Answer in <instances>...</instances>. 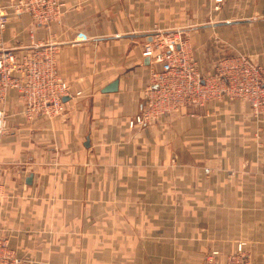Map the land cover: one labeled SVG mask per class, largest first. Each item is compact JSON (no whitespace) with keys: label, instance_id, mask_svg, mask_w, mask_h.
<instances>
[{"label":"crops","instance_id":"1","mask_svg":"<svg viewBox=\"0 0 264 264\" xmlns=\"http://www.w3.org/2000/svg\"><path fill=\"white\" fill-rule=\"evenodd\" d=\"M60 1L54 20L23 12L2 36L19 52L51 49L68 84L57 120L26 118L17 92L6 97L0 233L15 253L28 264H204L242 242L264 264V121L249 104L210 100L128 126L153 31H183L204 76L235 53L264 68V0Z\"/></svg>","mask_w":264,"mask_h":264},{"label":"built area","instance_id":"2","mask_svg":"<svg viewBox=\"0 0 264 264\" xmlns=\"http://www.w3.org/2000/svg\"><path fill=\"white\" fill-rule=\"evenodd\" d=\"M222 0H215L216 3ZM60 0H12L0 6V137L7 129L5 100L9 90H15L21 101V114L26 118L41 116L57 120L66 112L68 84L59 76L53 51L47 47H32L19 52L5 46L3 32L9 20L23 12L37 22L54 20ZM143 44L142 55L149 59V83L138 114L128 120V126H141L160 117L178 113L188 106L202 107L210 100H239L249 104L251 116L264 121V68L243 53L221 57L213 74H200L187 48L180 29L156 30ZM259 132H264L261 128ZM208 171V170H206ZM0 264H25L0 233ZM204 264H254L237 244L234 252L221 256L211 250Z\"/></svg>","mask_w":264,"mask_h":264},{"label":"rangeland","instance_id":"3","mask_svg":"<svg viewBox=\"0 0 264 264\" xmlns=\"http://www.w3.org/2000/svg\"><path fill=\"white\" fill-rule=\"evenodd\" d=\"M216 5H217V3H216ZM215 5V9L217 8V6ZM157 30H160V29H157ZM156 31V30H155ZM162 31H164V30H162ZM184 37H185V35H184ZM184 40H185V38H184ZM189 46H190V48L192 49V47H191V45L189 44ZM189 46H188V48H189ZM189 48V51L191 52V49ZM234 51V50H233ZM233 51H230V52H228V53H231V52H233ZM55 60V59H54ZM55 64H56V62H55ZM57 68V67H56ZM199 69V68H198ZM58 71V70H57ZM150 71V70H149ZM59 74V73H58ZM59 76H60V74H59ZM61 77V76H60ZM62 78V77H61ZM66 82V81H65ZM144 90H145V88H144ZM10 91V90H9ZM8 91V92H9ZM226 100H228V99H226ZM6 101V100H5ZM144 101V100H143ZM230 101V100H229ZM173 114V113H172ZM172 114H169V115H166V116H163V117H160V119L158 118L157 120H153V121H151V122H149V123H146V124H143V125H141V126H130L129 128H136V127H138V128H142L143 126H146V125H150V124H154V123H158L161 119H163V118H166V117H169L170 115H172ZM251 114V113H250ZM134 117V116H133ZM133 117H131V118H133ZM130 118V119H131ZM129 119V120H130ZM6 133V132H5ZM5 133L3 134V135H5ZM2 137V136H1ZM263 153L261 154V159L262 160H264V150L262 151ZM206 171V170H205ZM206 172H208V171H206ZM6 238H7V240H8V242H9V245H10V247L12 246L11 245V242H10V239H9V237L8 236H5ZM12 248V247H11ZM13 249V248H12ZM14 250V249H13ZM19 256V255H18ZM20 258H22L24 261H25V264H28L29 263V259L27 258V257H25V256H19Z\"/></svg>","mask_w":264,"mask_h":264},{"label":"water","instance_id":"4","mask_svg":"<svg viewBox=\"0 0 264 264\" xmlns=\"http://www.w3.org/2000/svg\"><path fill=\"white\" fill-rule=\"evenodd\" d=\"M148 59H146L147 61ZM117 90V81H113L110 84H108L107 86H105L102 90V92H113ZM67 98L64 97L63 100H66ZM30 179V177L28 178V180Z\"/></svg>","mask_w":264,"mask_h":264}]
</instances>
